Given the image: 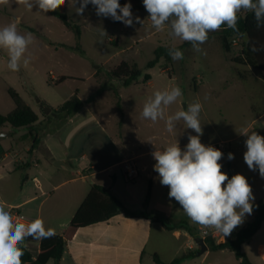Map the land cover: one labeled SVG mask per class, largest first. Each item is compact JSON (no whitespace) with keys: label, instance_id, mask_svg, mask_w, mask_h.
Listing matches in <instances>:
<instances>
[{"label":"rangeland","instance_id":"374dc122","mask_svg":"<svg viewBox=\"0 0 264 264\" xmlns=\"http://www.w3.org/2000/svg\"><path fill=\"white\" fill-rule=\"evenodd\" d=\"M119 2L131 3L133 16H139L144 20L143 23L134 21L133 26L126 27L122 22L117 23L110 17L97 16L95 7L91 4L83 15H77L79 0H66L65 5L57 11L66 14L81 27L80 39L61 20L50 13L39 11L37 7L28 11L15 2L0 6V27L15 23L21 34L32 33L34 37L27 53L31 57L30 63L27 68L21 66L19 72L7 69V55L0 50L1 114L7 115L15 108L9 95L10 89L15 90L34 112L42 117L47 115L42 103L59 107L77 90L82 100L90 102V97L104 85L101 94L96 96L90 105L94 112H100V121L103 124L106 119L110 121L113 131L105 125H93L85 133L79 134L78 140L81 144H77L76 152L81 153H77L76 162L85 163L89 167L91 163H95V156L100 153L106 162L117 160L120 148L123 147L129 151L146 152L155 148L163 150L167 145L178 141L183 149L188 143V136L196 135L193 130L186 128L183 121L177 122L174 133H168L164 120L153 123L141 116L144 103L155 91L179 86L183 95L165 109L166 116L174 114L182 107L186 110L189 104L200 102L203 105L200 113L203 129L201 142L205 145H220L219 143L224 142L221 147L213 146L224 153L220 161L222 171L227 173L229 178L238 173L247 178L252 187L253 203L264 198V178L250 170L244 162L246 136L240 133L242 129L248 128L249 132L256 131L264 135V73L255 67L233 63V58L238 56L243 48V42L237 40L232 52L226 53L216 31H213L209 33L207 42L201 46L202 51L197 52L190 43L171 37L167 27L163 31H156L148 19V13L137 0ZM102 31L107 34L101 35ZM78 45L83 52L71 49L77 48ZM178 46H182L180 51L183 52V59L162 57L154 68L147 69L148 62L155 58L156 49ZM122 62L136 65L141 70L142 76L138 78V85L125 87L122 81L109 79L108 73ZM148 73L152 78L144 84V76ZM62 77L67 79L61 82ZM119 102L123 108L122 122ZM13 129L8 125L0 129V133L8 135ZM83 143L85 149L82 147ZM83 153L89 157L80 161ZM228 153L234 154V159L229 160ZM147 160L152 164L156 163L152 155L135 159L140 167V175L133 182L124 179L122 167L114 168L120 196L123 197L125 193L133 196L135 200L146 196L149 171H143L142 167ZM89 173L86 180L89 185L97 182L99 178L108 179L109 175H98L97 170ZM92 174L98 175V178L93 179ZM76 177L79 178L77 175ZM124 199L125 201H121L127 209L132 208L134 200L129 197ZM152 206L164 211L170 218L179 216L176 210L180 209L181 213L183 211L174 199L169 198L168 193L163 196L156 195ZM254 215L253 212L246 215L244 223L231 235H221L216 241L233 238L253 221ZM180 217L190 221L185 213ZM191 224L196 228L199 226L192 222ZM197 232L195 229V234ZM183 244L184 240L180 243L168 242L163 258L171 262L181 256ZM260 244H264V223L260 231L242 247V251L252 262L264 264V258L258 250ZM209 252V256H206V253L202 256L197 254L186 264L240 262L230 250Z\"/></svg>","mask_w":264,"mask_h":264},{"label":"clouds","instance_id":"9594fccd","mask_svg":"<svg viewBox=\"0 0 264 264\" xmlns=\"http://www.w3.org/2000/svg\"><path fill=\"white\" fill-rule=\"evenodd\" d=\"M15 2L28 11L37 7L47 14L56 12L65 5L66 0H0V6ZM148 19L156 31L167 27L171 37L188 42L194 51L201 52L209 33L219 31L224 26L236 30L241 12H251L257 27L264 26V0H142ZM95 7L97 16L122 22L126 27L134 21L142 24L139 16H133L132 4L121 6L119 0H79L77 15H83L88 5ZM107 34L105 31L101 35ZM34 42L32 33L21 34L15 23L0 27V50L7 55V69L19 72L21 66L27 68L31 57L27 55L29 46ZM255 50V49H253ZM173 60L183 59V52L169 49ZM183 95L179 86L163 91L157 90L144 103L141 116L155 123L165 121L166 131L174 133L177 122L183 121L186 128L196 135L188 136V143L182 149L177 142L163 150L152 153L155 160L154 171L159 182L169 188L168 196L174 199L194 224L202 228L214 229L223 237L244 223L245 216L253 212V192L247 178L235 174L229 178L222 171L221 159L224 153L201 142L203 129L200 113L203 105L195 102L185 110L172 115L165 109ZM246 136V151L243 159L252 171L258 169L264 178V135L244 128L240 132ZM228 159L234 154L228 153ZM55 235V229L46 228L43 219L37 217L27 223L14 220L10 211L0 205V264H23L25 241L31 237L43 240Z\"/></svg>","mask_w":264,"mask_h":264},{"label":"crops","instance_id":"0c3cea01","mask_svg":"<svg viewBox=\"0 0 264 264\" xmlns=\"http://www.w3.org/2000/svg\"><path fill=\"white\" fill-rule=\"evenodd\" d=\"M82 101V108L66 120L62 115L47 114L38 116V122L32 127L16 128L8 135L0 133V205L5 206L8 211L11 207H18L30 220L39 217L43 219L46 228H53L56 235H63L93 185L87 184L86 181L89 172L97 170L98 175H109L108 179L96 180L98 175L92 174L93 179L97 181L94 184L109 189L120 201H125L126 197L131 198L135 203L128 210L142 212L145 217H128L122 213L106 222L81 228L66 245L59 264H156L153 259L156 254L163 262L170 263L163 258L165 246L168 242L180 243L182 240L184 244L181 256L195 251L194 238L198 237L200 226L196 228L190 221L181 218L180 215L184 211L181 213L180 209L176 210L179 212L177 218H170L164 211L152 206L155 196L167 194L169 188L161 185L158 173L154 171V164L150 160L142 167L143 171H149L147 177L152 188L148 206H143L146 196L135 200L128 194L124 193L125 197L118 194L114 168L121 167L126 159L137 160L150 156L156 148L138 152L123 147L120 148L117 160L106 162L100 153L95 156V163H91L89 167L85 163L77 164V153H81L76 152L77 144H81L78 140L79 134L85 133L93 125H105L113 131L110 121L105 118L103 124L100 121V112H94L90 102ZM48 106L53 110L60 107L50 103ZM34 140L38 142L35 146ZM206 145L221 147L215 143ZM82 147L86 148L85 143ZM88 157L89 155L83 153L80 161L87 160ZM254 172L259 175L258 169ZM158 219L185 221L198 232L192 236L183 229L169 231ZM258 250L264 258V244H260ZM209 253L208 251L205 255L209 256ZM190 259L182 264H186ZM251 263L258 264L252 261Z\"/></svg>","mask_w":264,"mask_h":264},{"label":"trees","instance_id":"16d2710c","mask_svg":"<svg viewBox=\"0 0 264 264\" xmlns=\"http://www.w3.org/2000/svg\"><path fill=\"white\" fill-rule=\"evenodd\" d=\"M137 1L144 8L142 0ZM120 4L123 6L125 2H120ZM50 14L61 20L68 29L75 33L78 39L81 38V27L70 20L66 14L60 11L50 12ZM29 30L35 32L33 29ZM216 33L220 39L222 49L226 53L232 52L234 43L237 42V40L243 42V48L240 54L233 58V63L255 67L264 73V26L257 27V22L253 13L241 12L239 14L236 30L224 26L221 30L216 31ZM171 48L181 50L182 46L159 47L155 51V58L148 62L147 69L154 68L162 57L169 59V49ZM71 49L83 52L80 45L75 49ZM141 76V70L136 65L131 66L128 62H122L116 69L108 73L110 80L122 81L125 87L138 85V78ZM151 78L152 77L149 73L145 74L143 79L144 84L150 81ZM66 79L67 77H62L61 82H64ZM103 88L104 85L98 88L95 95L90 97V102L93 101L96 96L101 94ZM9 95L15 104V108L7 115L0 113V129L8 125L14 129L32 127L38 122V115L15 90L10 89ZM83 104V101L79 97V91L77 90L75 94L57 110H53L50 106L46 105V103H42V106L45 107L47 114H52L53 116L62 115L66 120L69 117L74 116L82 108ZM118 109L122 115V122L123 108L120 102L118 103ZM37 143V140H34L33 146ZM151 193L152 188L150 183L143 204L144 208L149 204ZM122 213L128 217H145L142 212L129 211L122 201L112 195L109 189L97 184L91 185L87 197L78 208L74 217L68 223L63 235L55 234L51 238L43 240H34L29 237L25 241L24 256L22 257L23 264H59L64 255L66 245L72 241L78 230L101 222H106ZM253 213L255 214L253 221L249 222L243 229L237 232L233 238L222 242H217L215 239H206L209 251L230 250L235 254L236 258L240 261V264H252L246 253L242 251V247L262 228L264 223V200L260 199L253 203ZM158 221L162 222L163 226L169 231L183 229L188 231L192 236L196 235L195 228L190 227L185 221L176 222L170 219H158ZM198 253L199 249L197 248L195 251H190L187 255L180 256L170 263L163 262L157 254L153 256V259L156 264H182L184 261L196 256Z\"/></svg>","mask_w":264,"mask_h":264},{"label":"built area","instance_id":"2783aa9c","mask_svg":"<svg viewBox=\"0 0 264 264\" xmlns=\"http://www.w3.org/2000/svg\"><path fill=\"white\" fill-rule=\"evenodd\" d=\"M121 167H122L123 177L128 182L135 181L140 175V167L138 163L135 161V159L124 160L121 164ZM9 211L11 212L14 220L17 222L27 223L31 221L27 216H25L23 213L19 211L18 207H11ZM221 235L222 234L215 232L214 229H206L202 227L199 228V232H198V237L205 240V242H206V239L216 240ZM202 264H212V263L204 262Z\"/></svg>","mask_w":264,"mask_h":264},{"label":"water","instance_id":"95a60500","mask_svg":"<svg viewBox=\"0 0 264 264\" xmlns=\"http://www.w3.org/2000/svg\"><path fill=\"white\" fill-rule=\"evenodd\" d=\"M194 241L196 243V246L198 247L199 249V253H198V256H202L203 254L207 253L209 251V247L208 245L206 244L205 240H203L202 238L200 237H195L194 238Z\"/></svg>","mask_w":264,"mask_h":264}]
</instances>
